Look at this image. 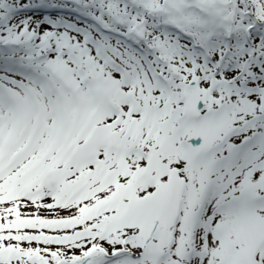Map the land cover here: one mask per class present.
<instances>
[{"label": "snow or ice", "instance_id": "snow-or-ice-1", "mask_svg": "<svg viewBox=\"0 0 264 264\" xmlns=\"http://www.w3.org/2000/svg\"><path fill=\"white\" fill-rule=\"evenodd\" d=\"M0 264H264V0H0Z\"/></svg>", "mask_w": 264, "mask_h": 264}]
</instances>
